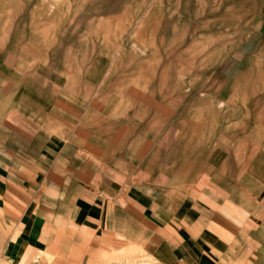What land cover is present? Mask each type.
<instances>
[{
	"label": "rangeland",
	"instance_id": "obj_1",
	"mask_svg": "<svg viewBox=\"0 0 264 264\" xmlns=\"http://www.w3.org/2000/svg\"><path fill=\"white\" fill-rule=\"evenodd\" d=\"M0 124L99 204L202 167L264 242V0H0Z\"/></svg>",
	"mask_w": 264,
	"mask_h": 264
},
{
	"label": "crops",
	"instance_id": "obj_2",
	"mask_svg": "<svg viewBox=\"0 0 264 264\" xmlns=\"http://www.w3.org/2000/svg\"><path fill=\"white\" fill-rule=\"evenodd\" d=\"M17 136L0 124V264H264L255 208L221 204L193 178L99 204V188L38 180Z\"/></svg>",
	"mask_w": 264,
	"mask_h": 264
},
{
	"label": "bare ground",
	"instance_id": "obj_3",
	"mask_svg": "<svg viewBox=\"0 0 264 264\" xmlns=\"http://www.w3.org/2000/svg\"><path fill=\"white\" fill-rule=\"evenodd\" d=\"M124 106V105H123ZM21 122V121H20ZM59 127V126H58ZM45 140V139H44ZM71 148V147H70ZM72 149V148H71ZM73 151V150H72ZM71 151V152H72ZM258 170H263L264 171V169H263V164H262V162L260 161V162H256V163H254V164H252V166L250 167V171L251 172H256V171H258ZM192 175H194L195 177V179H198V182L199 181H202V183L203 182H205L206 180H207V177H206V172H205V170L204 169H202V167H199L198 169H197V171H196V173H194V174H192ZM48 177V176H47ZM51 177V176H50ZM50 182V181H49ZM115 183V182H114ZM89 186V185H88ZM170 190V189H169ZM122 195V194H121ZM124 198V197H123ZM125 199H127L126 198V196H125ZM129 199V198H128ZM171 199V198H170ZM162 200V199H161ZM108 201V200H107ZM160 201V200H159ZM166 202H168V201H166ZM165 204H167V203H165ZM153 205V204H152ZM264 205V204H263ZM166 206V205H165ZM261 208V207H260ZM214 216V215H213ZM3 229V228H2ZM239 232V231H238ZM250 235V234H249ZM248 235V236H249ZM221 242V241H220ZM106 245V244H105ZM252 258V257H251ZM257 258V257H256ZM15 261V260H14ZM13 262V261H12Z\"/></svg>",
	"mask_w": 264,
	"mask_h": 264
}]
</instances>
